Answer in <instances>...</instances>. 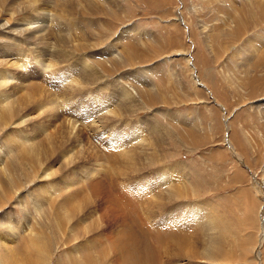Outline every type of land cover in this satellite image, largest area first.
<instances>
[{"label":"rangeland","instance_id":"obj_1","mask_svg":"<svg viewBox=\"0 0 264 264\" xmlns=\"http://www.w3.org/2000/svg\"><path fill=\"white\" fill-rule=\"evenodd\" d=\"M230 1L219 41L190 0H0L2 241L34 229L50 264H83L82 244L117 264L101 248L144 227L190 241L163 264H264V66L246 61L264 0Z\"/></svg>","mask_w":264,"mask_h":264},{"label":"bare ground","instance_id":"obj_2","mask_svg":"<svg viewBox=\"0 0 264 264\" xmlns=\"http://www.w3.org/2000/svg\"><path fill=\"white\" fill-rule=\"evenodd\" d=\"M190 1L195 6V7H193V9L197 8L196 6H198V7L200 6L201 8L199 10H203V11H205L204 9H210V10L213 8L215 9L214 10L215 15H214V18L212 20L215 23V27L213 28L215 30L214 31L215 36L212 35L213 39L215 38V39L220 41L221 40L220 32L223 30H225L231 34H234L233 28L237 27L238 23H237V21H235V4H232V1L228 0L229 5L226 7L225 10H223L224 5L221 8V5L219 4V3L222 4L223 0H208L210 2L211 6H208L206 4L207 2L205 3V0H190ZM248 1L251 3L250 0H248ZM215 2H217L218 4L216 5ZM233 2H235V1L233 0ZM196 10H198V9H196ZM228 18L232 19L234 21V23H237V26L234 25V23L229 22ZM181 24L185 25V27H184L185 31L188 28V32L190 33V36H191L192 35L191 34V26H189V25L187 26V24H186V22H184V20L182 21ZM207 25H208V23H207ZM174 26H175V24L171 25V27H174ZM205 26H206V23H204L202 25V27H200L201 28L200 31L202 32V34L207 36V31L209 29H208V26L207 27H205ZM177 31H178V25H177ZM207 38H209V37H207ZM207 38H205V39L208 42V47H209V41L207 40ZM132 50L133 49L131 48V51ZM255 50L256 51H255L254 55L247 57L246 61H248V62H251V60L256 61L255 63L253 62L255 65H259V64L261 65L262 64L264 66V45L258 44L256 46ZM188 52H182L181 55L188 57L189 56ZM236 53L239 54V52H236ZM245 53H247V52H245ZM134 55H137V54H135V51L133 52V57H135ZM187 59L189 60V62L192 61V59L190 57H188ZM260 105H264V102L261 103ZM3 116L7 117V113H3ZM0 120H2V119H0ZM29 155H31V154H29ZM30 158H32V157L30 156ZM34 160H36V159L34 158ZM17 184H18L17 180L15 181V178L12 175H9L8 183H5V185H3L2 188H4V189L0 192V209L5 205V202L7 201V199L11 198L12 186L15 187V186H17ZM242 203H244V202H242ZM63 208H64V206H63ZM69 208H71V207H69ZM59 212L60 211H58L56 213L55 218L57 219V221H58L57 223L59 226H64L63 225L64 219H62L60 217ZM213 221H214L215 225L219 224L216 222L215 219L212 220V222ZM215 225L212 224V226H214L213 228H217ZM0 226H3L2 221H0ZM139 229H140L141 235L137 234V236H136L135 233L133 232V228L131 226H128L125 229V231L123 232V234L116 236L113 240L110 241V243H109L110 247H102L101 248L102 252L104 253L106 251H108V252L113 251L114 254L116 256H118L117 264H163L162 261L160 260V257L162 258L161 255H163V253H165L167 251V249L171 248L172 246H174L173 249L177 250L178 252H183L186 249H187L186 251H188L191 249V247H185V245L186 246L190 245V243H189L190 241H188L187 236L185 234H181V232L177 233L175 231L164 229V230L154 232V236H155V238H154L152 236V233H151L152 230H150V228L146 229L144 227H139ZM33 230H31L30 232H25L23 234L16 232L14 236H9L8 240L3 239V241H2V239H0L2 241L1 242L3 245L2 247L5 248L4 252H2V250H0V260H1L0 263L1 264H6V262L8 260H11V261L12 260L13 261L14 260H16V261L21 260L23 264H50V256L53 254V250L49 246L50 241H47L41 232H39L35 235H31L33 233L32 232ZM214 230H216V229H214ZM217 230H219V229H217ZM228 231L230 232V230H228ZM208 232H212V231H208ZM215 234H217V233H215ZM181 235H185L186 238H184V236L181 237ZM1 236H2V234H0V238H1ZM150 237H151V239H150ZM210 239H212V238H210ZM217 239L218 240L215 239L214 241L219 244L221 242V240L219 242V235H218ZM67 241L69 242V240H67ZM151 241L155 244L154 246L151 244ZM168 242H170V243H168ZM224 242H225V239H224ZM219 245H221V243ZM234 245H236L235 242H234ZM94 246H85L83 244L77 245V248H76L77 255L81 259H86L85 262H82L83 264H95V263H97L94 260L92 253H93V250H96L98 252V255H99V250L95 249ZM222 246H225V245L222 244ZM216 247H217V245H215V247L212 246V249H211L210 253L208 254L209 256L213 257L217 253H220V251L219 252L217 251ZM109 249H112V251ZM84 251H86V252H84ZM241 253H243V252H241ZM159 254H161L160 257H159ZM3 255H5L4 261L2 260ZM231 257H232V254H231ZM227 259H228V257H227Z\"/></svg>","mask_w":264,"mask_h":264},{"label":"flooded vegetation","instance_id":"obj_3","mask_svg":"<svg viewBox=\"0 0 264 264\" xmlns=\"http://www.w3.org/2000/svg\"><path fill=\"white\" fill-rule=\"evenodd\" d=\"M221 33H222V31L220 32V36H221Z\"/></svg>","mask_w":264,"mask_h":264},{"label":"crops","instance_id":"obj_4","mask_svg":"<svg viewBox=\"0 0 264 264\" xmlns=\"http://www.w3.org/2000/svg\"><path fill=\"white\" fill-rule=\"evenodd\" d=\"M263 70V69H262Z\"/></svg>","mask_w":264,"mask_h":264}]
</instances>
